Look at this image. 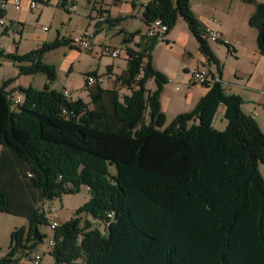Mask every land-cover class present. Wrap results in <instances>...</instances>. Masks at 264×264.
I'll use <instances>...</instances> for the list:
<instances>
[{"label": "trees", "instance_id": "1", "mask_svg": "<svg viewBox=\"0 0 264 264\" xmlns=\"http://www.w3.org/2000/svg\"><path fill=\"white\" fill-rule=\"evenodd\" d=\"M191 1L143 6L146 25L160 20L168 33L183 19L219 74L198 106L168 126L160 107L168 80L152 64L159 40L127 49V71L117 81L129 96L104 89L95 74H87L85 80L96 79L86 83L89 103L51 89L57 70L43 62L47 53L73 47V40L45 42L21 56L0 50V59L13 61L19 76L42 74L48 81L42 90L9 89L12 79L0 87V149L18 159L15 170L0 165V213L28 221L13 230L0 264L30 259L48 237L41 230L49 227L44 206L83 188L89 200L54 230V264H264V180L258 170L264 134L255 117L242 112V98L223 88L221 61ZM242 1L255 7L249 26L257 30L264 56V3ZM223 44L233 52L229 42ZM151 79L155 91L146 88ZM16 96L22 104H14ZM221 106L224 130L214 127Z\"/></svg>", "mask_w": 264, "mask_h": 264}, {"label": "crops", "instance_id": "2", "mask_svg": "<svg viewBox=\"0 0 264 264\" xmlns=\"http://www.w3.org/2000/svg\"><path fill=\"white\" fill-rule=\"evenodd\" d=\"M35 1L38 2L39 6H37L36 10L30 8V0H23L21 11H17L12 5H9L7 11L4 12L5 21L9 25L7 27L8 31L6 33L4 31V33L13 38V43L16 41L15 36H22L25 30L33 25L34 22L46 21L50 25L48 28L41 25L42 32L50 33V30L54 27L55 34L51 38L48 34L37 36L36 43L39 46L36 45L35 49L33 47L34 50L40 48L45 42L51 43L61 38L73 40L79 37L75 33L82 36L79 38H89L93 43L92 45H94L88 51L79 50V48L74 46L61 47L54 51H63L64 59L58 65L53 66L57 69V66H59V69L64 72L67 81L62 85L53 84L51 89L62 92L67 90L72 93V96L78 91V95H75L76 98H74L82 99L89 103L90 98L85 76L93 73L97 76L98 83L104 89L117 90L123 97L129 96L131 91L123 88L121 83L117 81V77L127 71V49L138 51L140 50L139 46L149 42L144 36L145 31L148 29H146L147 25L143 21L142 15L144 14L143 6L151 0H112L111 5L106 0L102 1L101 4L100 0H55L47 4L45 3L46 0ZM194 1L196 0L191 1L192 11L202 27L206 29V33L213 32L219 37L217 43L209 41L211 50L221 63L223 62L222 59L226 60V62L229 60L233 66L231 71L228 72L225 71V64L222 63L224 65L221 77L223 88L228 95H237L242 98V112L244 114L255 117L257 121L261 120L260 109L264 110V56H261L258 51V32L255 35L254 28L250 26V31L246 29V23L249 25V19L254 14L255 7L245 4L242 0H235L237 1L236 3L245 5L247 8L244 7L243 16L237 22L234 31H230L228 26L212 19L217 15L215 6L210 5L211 12H208V15L207 12L201 13L194 5ZM62 5L63 8H65V5H75L77 7L75 12L66 11L68 14H75L72 19L68 20V26L65 25L64 18L57 19L60 15L59 13L63 10ZM85 6L91 8L85 9ZM38 10L37 15L34 14ZM45 14H49V16H45ZM119 18L124 19L112 25L108 22V20L112 21ZM74 20L76 25L74 30H71L73 33L65 30L64 28L72 27L71 24L74 23ZM37 23V25L40 24L39 22ZM79 24L80 27L82 26L81 31H76L79 28ZM17 25L19 27L15 28ZM190 31L185 21L179 19L175 28L167 34L165 39L166 43L171 45V47L167 45L171 53H167L164 58L160 57L157 60L153 57L152 60L155 70L168 79V83L161 94L160 107L169 122L180 114L192 111L209 91L206 86L192 83L191 76L194 71L207 70L210 74V82L219 80L217 68L214 64H209L208 60L201 54L199 43ZM133 33L138 34L131 43L125 44L124 40ZM223 42H229L232 46V53L229 52ZM105 43L121 48L123 52L120 58L109 59V57L104 56L101 52V46ZM1 50L7 54L17 53L19 55L18 46L8 50V52ZM146 88L149 91H155L157 84L151 79L147 82ZM261 123L258 122V125ZM217 126L220 130L225 129L227 126V120L224 119L223 106L219 107L216 115L214 127L216 128ZM44 234L50 235V232L46 231ZM39 248H42V246ZM45 263L54 264L50 254L43 256L41 264Z\"/></svg>", "mask_w": 264, "mask_h": 264}, {"label": "rangeland", "instance_id": "3", "mask_svg": "<svg viewBox=\"0 0 264 264\" xmlns=\"http://www.w3.org/2000/svg\"><path fill=\"white\" fill-rule=\"evenodd\" d=\"M102 1L104 0H100V4L102 3ZM107 1H109L110 5L112 4V0H106V2ZM258 1L260 3H264V0H258ZM236 2L237 1L235 0H196L194 1L195 3L194 5L196 6V8L200 10L201 13L207 12L208 14V12H211L210 5L212 4L217 9V15L214 16L212 19H215L216 22L218 23L222 22L223 24L229 27L230 31H234L237 22L243 16L244 7L247 8L245 5H239L240 3H236ZM84 8L90 9L91 7L85 6ZM38 12L39 10L37 12H34V14L37 15ZM59 14H60L59 15L60 17L58 16L57 19L61 17L64 18L66 26H68L69 24L68 20L72 19L75 16V14H68L65 8H63V10H61V13ZM46 15L49 16V14H45V16ZM37 22H39L40 24L37 25L38 24ZM41 25L47 26L48 28L50 24L46 21L34 22L33 25H31L27 30H25L22 36H19V35L15 36V39H16L15 43L12 42L13 38L7 36L4 33L3 28L0 26V50L3 49L5 52H8V50H12V48H15L16 46H18L19 55L21 56L33 50V47L35 49L37 45L36 43L37 36L48 34L50 35V38H51L55 34L54 27H52V29L50 30V33L49 32L44 33L42 32L40 28ZM75 25L76 24L74 20V23L71 24L72 27L64 28V29L72 32L71 30H74ZM81 28L82 26L80 27V24H79V28H77L76 31H81ZM246 29H248L249 31L251 29L249 28L248 23H246ZM253 31L255 32V35H256L257 30L254 29ZM146 34H147V31H145L144 36H146ZM75 35L82 37L78 33H75ZM167 45L171 47L169 43H166L160 40L158 42V45H156L155 50H153L152 52V57H154V59L157 60V58H160V57L164 58L167 53L170 54L171 51H169V48L167 47ZM62 59H64L63 51L62 52L57 51V52L51 53L50 55H48L47 53L43 57V62L46 61L48 62L47 63L48 65L53 66V65H58L62 61ZM109 59H112V58H109ZM222 60H223L222 63L225 64V71H228V72L231 71V69L233 68L232 64H230L231 61L228 60L226 62V60L224 59ZM222 63H221V66L224 69L223 67L224 65ZM57 67L58 69L55 67L57 70V78L54 84L62 85L65 83V81H67V79H66V76L64 75V72L59 69V66ZM19 72L20 70L18 69V67L15 65L13 61L0 59V87L3 86L4 83L10 79L14 80V83H12L9 89H11V87L18 89V88H28V87L33 86V88L36 90H42L45 87V85L48 83L46 77L42 74H38L34 76L33 78L32 76H19ZM187 83L185 84L187 85ZM75 95H78V91L75 92L74 95L72 96L73 99L76 98ZM260 112H261L262 118L259 121H257L256 119V121H257V125H258V122H262L258 126L261 132L264 134V110L261 108ZM170 123L171 122H169L168 120L166 121L167 126ZM216 129L220 130L218 126L216 127ZM17 162H18V159L16 155H11L9 157L7 151H5L3 148L0 149V165H5L8 169L15 170ZM258 170L264 180V164H259ZM111 172L115 173V169L111 168ZM88 200H89L88 189L83 188L80 194L65 195L61 199L57 198L51 203H47L43 209L48 219H55L59 222V224H63V223L68 222L73 217H75L76 211L80 209ZM50 208L55 209V213L53 215H50ZM27 222L28 221L25 218L14 217L12 215L0 213V259H2L6 255V253L9 251L10 237H11L13 230L25 226ZM41 230H43L44 232L46 231L49 232L48 228L42 227ZM22 264H32V263L30 262L29 258L26 256L23 258Z\"/></svg>", "mask_w": 264, "mask_h": 264}, {"label": "built area", "instance_id": "4", "mask_svg": "<svg viewBox=\"0 0 264 264\" xmlns=\"http://www.w3.org/2000/svg\"><path fill=\"white\" fill-rule=\"evenodd\" d=\"M9 5H12L15 10L21 11L22 6H23V0H0V12H5L7 11ZM38 6V2L35 0H30V8L32 10H36ZM65 10L68 12H75L77 11V7L75 5H65ZM0 26L2 28H6L9 26L7 22L5 21L4 17H0ZM19 26L17 25L15 28H18ZM146 29L148 30V40H162L164 41L167 37L168 34V26L163 24L162 21L157 20L153 21L149 25H147ZM46 30V29H44ZM207 39L208 41H213L214 43H217L219 41V37L214 34L213 32H207ZM93 43L91 40L87 37L84 38H74L72 45L76 48H79V50L82 51H88L93 48ZM101 52L104 56H107L112 59H118L122 55L123 50L121 48H116L109 43H105L101 46ZM145 69V62L142 63L141 65V72L143 73V70ZM210 74L207 70H201V71H194L191 76V81L194 84H198L199 86H206L207 84L210 83ZM86 83L88 86L95 85L96 79L93 78V76H88L86 78ZM214 83V81H213ZM63 96L67 100H73L72 93L64 90L62 92ZM14 104L20 105L24 101L23 97L21 96H16L14 98ZM66 113V112H64ZM55 213L54 208H50V215H53ZM49 220V227L48 230L50 232V235H47L48 237L44 240V243L41 245L42 248H38L34 250L33 252L30 253V262L32 264H41L43 256L45 254H49L53 252V249L55 247V241H54V230L58 227L59 222L55 219H48Z\"/></svg>", "mask_w": 264, "mask_h": 264}, {"label": "bare ground", "instance_id": "5", "mask_svg": "<svg viewBox=\"0 0 264 264\" xmlns=\"http://www.w3.org/2000/svg\"><path fill=\"white\" fill-rule=\"evenodd\" d=\"M148 30H149V29H148ZM148 30H147V34H146L147 36H148ZM64 114H65V113H64Z\"/></svg>", "mask_w": 264, "mask_h": 264}]
</instances>
